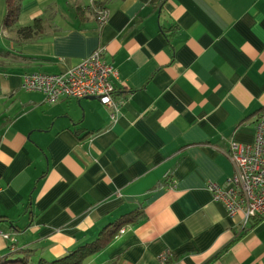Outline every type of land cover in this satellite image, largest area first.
<instances>
[{"label":"crops","instance_id":"1","mask_svg":"<svg viewBox=\"0 0 264 264\" xmlns=\"http://www.w3.org/2000/svg\"><path fill=\"white\" fill-rule=\"evenodd\" d=\"M5 9L0 257L60 258L141 208L86 264H165L167 252L166 264H264V218L242 230L206 188L233 176L225 152L253 141L264 111V0H25L17 26L42 27L27 40ZM99 47L116 72L115 121L99 101L21 88Z\"/></svg>","mask_w":264,"mask_h":264},{"label":"built area","instance_id":"2","mask_svg":"<svg viewBox=\"0 0 264 264\" xmlns=\"http://www.w3.org/2000/svg\"><path fill=\"white\" fill-rule=\"evenodd\" d=\"M95 12L98 23L103 24L107 12L99 8ZM104 57V48L99 47L63 73L24 76L21 88L43 93L49 104L64 99L95 98L115 121L120 106L112 84L116 72ZM254 131L251 143H232L225 152L233 166V176L223 184L212 181L206 184L212 200L224 208L229 218H238L242 230L251 219L264 218V116L255 124ZM169 257L167 252L160 259L166 264Z\"/></svg>","mask_w":264,"mask_h":264},{"label":"trees","instance_id":"3","mask_svg":"<svg viewBox=\"0 0 264 264\" xmlns=\"http://www.w3.org/2000/svg\"><path fill=\"white\" fill-rule=\"evenodd\" d=\"M25 0H5V17L3 24L5 27L15 26L17 36L27 40L35 37L42 30L39 20H34L31 25L18 27L17 21L22 4ZM104 9L102 6H94L91 9L92 15H96V9ZM264 114V111H263ZM141 208H137L115 220L113 223L103 227L97 236L90 242L76 246L60 258L46 260L39 258L33 260L34 251L31 249H20L15 252L7 253L0 257V264H83L84 261L93 254L103 250L116 237L118 232L126 224H132L142 217ZM15 230H18L15 229Z\"/></svg>","mask_w":264,"mask_h":264},{"label":"rangeland","instance_id":"4","mask_svg":"<svg viewBox=\"0 0 264 264\" xmlns=\"http://www.w3.org/2000/svg\"><path fill=\"white\" fill-rule=\"evenodd\" d=\"M97 257H98L97 255H92V256H90L89 258H87V259L85 260V263H84V264L89 263L90 261H94L95 263H97V261L99 262L101 259L98 260Z\"/></svg>","mask_w":264,"mask_h":264},{"label":"bare ground","instance_id":"5","mask_svg":"<svg viewBox=\"0 0 264 264\" xmlns=\"http://www.w3.org/2000/svg\"><path fill=\"white\" fill-rule=\"evenodd\" d=\"M32 74H49V73H42V72H37V73H32ZM32 74H28V75H32ZM86 99V98H85ZM77 100H82V99H77ZM98 101V100H97ZM264 116V114L260 115L258 118L257 123L260 121L261 117ZM8 238V236H6Z\"/></svg>","mask_w":264,"mask_h":264},{"label":"water","instance_id":"6","mask_svg":"<svg viewBox=\"0 0 264 264\" xmlns=\"http://www.w3.org/2000/svg\"><path fill=\"white\" fill-rule=\"evenodd\" d=\"M88 99H90V100H96L97 101V99H95V98H88Z\"/></svg>","mask_w":264,"mask_h":264}]
</instances>
